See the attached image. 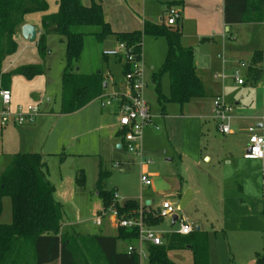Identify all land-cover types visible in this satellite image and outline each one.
I'll return each instance as SVG.
<instances>
[{
  "label": "rangeland",
  "instance_id": "obj_1",
  "mask_svg": "<svg viewBox=\"0 0 264 264\" xmlns=\"http://www.w3.org/2000/svg\"><path fill=\"white\" fill-rule=\"evenodd\" d=\"M87 1V5L92 3V0ZM134 1L140 3L136 6L137 12L145 9L146 16L159 19V23L162 22L160 18L167 19L165 7L169 1ZM48 2L46 14L56 12L57 1ZM104 9L106 13L107 6ZM44 14L31 13L29 18H33L40 27ZM204 14L208 16L209 12ZM119 18L120 25L126 27V16ZM89 29L85 27L83 31ZM203 33V38L197 36L194 18L184 23L182 42L196 49L195 64L204 82L205 96L184 105L167 103L164 114L157 100L153 74L164 63L167 42L164 37L144 36L145 52L139 64L148 84L143 96L157 116L143 130L141 152L129 153L118 148L121 137L117 136L114 128L117 114L112 108L102 105L107 97L96 101L94 116L88 109L61 114L62 74L67 54L65 38L56 33L49 34L46 37L47 50L43 54L39 48L41 34L33 40L28 39L18 28V49L5 61V71L15 72L23 65L42 64L44 73L33 78L13 73L9 81L12 93L10 110L14 113L19 106L33 105L39 106L41 113L30 125L0 128V176L3 169L11 164L15 153H43L55 185V197L64 205V222L67 224L64 230L86 235L113 231L108 226L109 217L104 218L103 226L95 223L103 208L98 190L100 170H108L110 174L103 187L116 190L121 203L137 199L141 206H148L147 211L152 215L167 200L187 222L207 231L210 264H255L257 253H264V190L261 189L264 162L246 159L244 154L249 146V143L245 144L249 141L248 128L257 126V119L241 128L233 119L231 125L236 134L227 135L219 130L213 115L214 99L221 95L227 104L234 107L236 102L244 99L255 108L253 112L257 116L264 115V97L258 95L256 89L253 93L251 87L237 85L232 77L239 62L250 64L254 48L264 49V16L233 26L231 33L224 31L219 23L214 26L204 24ZM111 48H119V41L114 36L103 43L92 35L86 36L84 51L76 67L85 73L103 69L104 78L109 83L106 91L113 94L125 84V74L116 57L104 59L103 52ZM261 66H264V60ZM260 79L255 86L264 85V74H260ZM162 90L169 95L167 74L162 77ZM100 114L102 123L96 118ZM259 132L264 134L262 129ZM80 172L85 174L83 186L76 181ZM143 174L151 179L152 185L146 186L141 182ZM248 181L250 186H244ZM149 200L151 204L148 205ZM147 215L144 214L145 217ZM6 216H9L6 223H10L9 197L4 198L2 221ZM146 222L150 224L148 220ZM152 226L163 234L179 228L177 222L173 224L172 218H164L159 226ZM89 242H85L87 247ZM127 244L120 241L119 249L125 250ZM144 250L147 254L146 247ZM76 251L83 263L81 250L76 248ZM173 259L177 264H193L192 252L188 248L175 251ZM146 261L147 255L141 259L142 263Z\"/></svg>",
  "mask_w": 264,
  "mask_h": 264
},
{
  "label": "trees",
  "instance_id": "obj_2",
  "mask_svg": "<svg viewBox=\"0 0 264 264\" xmlns=\"http://www.w3.org/2000/svg\"><path fill=\"white\" fill-rule=\"evenodd\" d=\"M58 10L44 14L43 32L39 40L40 51L46 52V37L56 33L65 38L67 45L66 64L62 74L61 114L75 113L93 100L101 97L105 90V78L100 68L93 72H81L77 69L85 47L86 36L92 35L103 43L115 35L118 41L125 42L140 60L143 51V38L146 35L164 37L167 42V54L162 67L154 73L157 100L165 112L167 103L184 105L194 98L205 96L202 78L195 64L196 49L182 43V26H169L145 21L142 30L115 32L107 21L104 6L93 0L86 5L82 0H56ZM49 9L48 0H0V90L8 89L13 73L33 78L44 73V66L23 65L14 71H5L4 63L18 49L16 32L25 24V17L31 13ZM264 0H225V20L227 23H245L262 19ZM91 28L83 31V28ZM104 57H107L103 54ZM123 62L122 58H118ZM264 60L262 50L255 51L253 66L249 69L250 78L260 79L261 63ZM134 70V63L123 62L124 74ZM170 79V93L162 90V77ZM122 133L119 131L120 137ZM122 141V138H121ZM108 170H100L98 190L103 206L113 203L120 216H132L140 210L147 215L146 220L159 226L163 218L151 215L147 205L141 206L137 199H128L120 204L115 200L116 190L103 187ZM78 185H85V174L76 177ZM179 192V196H180ZM11 200L12 219L10 223L2 221L4 198ZM64 205L55 197V185L49 178V169L43 154L38 152H18L13 155L10 165L0 176V264H177L171 253L190 248L193 252V264H210L209 234L205 230L195 229L189 234L176 231L163 234L162 245H150L148 258L141 262L137 252L128 253L119 249V242L137 241L136 229L120 228L117 234L68 235L62 234ZM89 240L90 246L85 243ZM76 248L81 250L84 261L79 259ZM264 264V253H257L256 263Z\"/></svg>",
  "mask_w": 264,
  "mask_h": 264
},
{
  "label": "built area",
  "instance_id": "obj_3",
  "mask_svg": "<svg viewBox=\"0 0 264 264\" xmlns=\"http://www.w3.org/2000/svg\"><path fill=\"white\" fill-rule=\"evenodd\" d=\"M182 10L177 6H169L167 9V19L165 23L169 26H177L182 19ZM105 56H114L116 58H122L123 62L130 61L134 63V70L125 74V89L116 93L109 94L105 104L109 107H115L118 118V129L122 133L120 137V148L125 149L129 153L141 152L140 141L142 139V133L145 128L153 123V118L156 115L152 112V107L147 99L143 96V91L147 87V81L144 77L143 68L137 60V55L131 51L125 42H119V48L107 49L103 52ZM253 64H248L244 61L238 63V66L234 69L232 77L238 84H244L246 78L242 71L244 69H250ZM261 74H264V66H260ZM0 128H4L10 125H25L33 123L37 116L41 113L39 106L28 105L26 108L19 106L17 110L12 113L10 105L12 102V93L8 89L0 90ZM264 91V86H263ZM219 130L223 134L234 133L232 128V121L235 118V107L227 104L224 97L217 96L214 99V115ZM260 122L263 124L264 115L259 117ZM158 129V127L156 126ZM262 127L250 126L249 132V146L246 152V157L250 159L264 160V134L259 130ZM141 182L146 185H152L151 179L143 174L141 176ZM264 196V195H263ZM264 199V197H263ZM115 200L120 204H123L119 200V194H115ZM125 202V201H124ZM154 215L160 218H172L177 216L175 222L179 224V228L174 231L181 234H189L195 226L187 222L182 215L178 213V209L167 200L161 203ZM109 217L113 223V226L119 230L120 228L136 229L138 232L137 243H128L126 251L128 253L137 252L140 256L148 258V247L150 245H162L164 243L163 232L157 231L156 227L146 222L145 216L142 210L139 215H132L129 217L120 216L119 211L113 203L108 208L103 206L96 218L95 223L102 226L104 218ZM174 221V220H173ZM147 248V254H145L144 248Z\"/></svg>",
  "mask_w": 264,
  "mask_h": 264
},
{
  "label": "crops",
  "instance_id": "obj_4",
  "mask_svg": "<svg viewBox=\"0 0 264 264\" xmlns=\"http://www.w3.org/2000/svg\"><path fill=\"white\" fill-rule=\"evenodd\" d=\"M82 1H83L84 4H86V5L88 4L87 0H82ZM96 1L101 2L103 4V6H107V12L105 13L106 19L112 25V28H113V30L115 32H129V31H134V30H142L143 27H144V23L147 20L155 22V23H159V19L148 18L146 16L145 9L141 10L140 13L137 12L136 6L139 5L140 3L135 2L134 0H111L110 2H106L105 0H96ZM167 1H169V3L165 7L166 14H167V9L169 8V6H173L174 5V6H177L178 8H180L182 10L183 14H182V19H181V21L179 22L178 25L182 26V31L184 32V23L187 20H189L191 18H194L196 23H197V30H198V34H199V35L197 34V36H199V37H202L203 36L202 34H204L203 33L204 24H206V25L208 24V25L214 26L215 24L219 23L220 25H223V30L224 31H226V32L229 31L231 33L233 26H235L237 24H245L246 23L245 22V23H231V24H229V23L226 22V20H225V0H167ZM201 9L203 11H200ZM204 10L209 12L208 16H206L204 14V12H205ZM123 15L126 16L125 21L126 20L128 21L126 27H124V28L122 27V25H120L121 24L120 23L121 19L119 18L120 16H123ZM29 16H30V14L26 15L25 23L32 24V25H34L36 27V37L35 38H37L40 34H42L43 27L42 26L38 27V25L35 23L33 18H31V17L29 18ZM205 18H207V19H205ZM160 20H165V18H160ZM22 26L18 27L21 30V33H22ZM113 36L116 37L115 35H113ZM225 37H227V36H225ZM155 38L158 39L160 37H155ZM144 46H145V40H143V51H142V55L141 56H143V54L145 52L144 51ZM111 49H117V48H111ZM145 49H146V47H145ZM257 50H262L264 52V49H261V48L255 49L254 48L253 55H254L255 51H257ZM253 55H252L250 63H252ZM108 58H109L108 56H107V58L104 57L105 60H107ZM116 60L122 64V68H123V62L118 60V58H116ZM237 66H238V64H237ZM196 67H197V65H196ZM236 67H234V68H236ZM151 68H154V67L151 66ZM242 72H244L243 74H244V76L246 78L245 83L244 84H238L234 80L235 83H237V85L251 87L253 89L252 90L253 93H255L257 91L258 95L264 97V91H263V86L264 85H262V87L261 86L259 87L258 85L255 86L256 84H258L260 82L262 77L257 82H255L249 76V69H244ZM262 76H263V73H262ZM105 81H106V79H105ZM106 84H107V86L105 87L104 94L101 97H98L97 99L93 100L87 106H85L84 108H82L81 110H79V111H77L75 113H79L81 111H85V110L88 109V110L92 111V115L94 116V114L96 112V110H95L96 101H98L99 99L104 98L105 96H108L110 94L109 91H106L109 88V83L107 81H106ZM125 85H126V83L122 87H118V91L125 89ZM254 89H256L255 92H254ZM102 105L106 106V107H109L104 102L102 103ZM235 106L236 107H235V118L234 119L238 122L237 124L240 125V128L245 123H250L251 120H254V119L256 120L257 119V121H256L257 125L259 127L263 126L262 130H264V122H263V124L260 122V120H259L260 116H257L253 112V110L255 108L252 105H249L248 102H245L244 99H242L240 102H236ZM109 108H112L113 112H116V114H117V111H116L115 107H109ZM162 113L164 114L165 112L162 111ZM72 114H74V113H72ZM102 114H100V116L96 117L97 120L99 121V123L103 122ZM27 125H30V124H27ZM114 128L116 130L117 136L119 137V135H118V132H119V129H118V118H116V120H115ZM233 131H234V133L227 134V135L236 134V129H233ZM248 143H249V141H247V143H245L246 146H247ZM118 148H120V142H119ZM41 154H43V153H41ZM43 156H44V154H43ZM244 157L247 159L246 153L244 154ZM248 159L251 160L250 158H248ZM262 161L264 162V160H262ZM48 169H49V167H48ZM49 178H50V171H49ZM50 180H51V178H50ZM249 184H250L249 181L247 183L245 182L244 186H250ZM261 189L264 190V183H263V188H261ZM8 217L9 216H6L5 221H3V222H5V223L8 222ZM104 224H105V221H104L103 225ZM173 224H175V221H173ZM66 225L67 224L63 221V225H62V228H61V233L62 234H68V235H76V233L73 234V233H69L68 231H65L64 230V226H66ZM108 226H110L113 231L108 232V233H103V234L112 235V234H117L118 233L117 228H115L113 226V223H112V221L110 219H109V225ZM200 229H201V227H200ZM107 230H108V228H107ZM77 234L78 235H82V236L95 235V234H86L85 235V234H79V233H77ZM188 249H190V248H188ZM178 251H180V250H178ZM174 252L175 251H173L171 253L172 257H173ZM191 252H192V250H191ZM192 257H193V252H192ZM50 264H60V261H55V262L50 263Z\"/></svg>",
  "mask_w": 264,
  "mask_h": 264
},
{
  "label": "water",
  "instance_id": "obj_5",
  "mask_svg": "<svg viewBox=\"0 0 264 264\" xmlns=\"http://www.w3.org/2000/svg\"><path fill=\"white\" fill-rule=\"evenodd\" d=\"M22 33L23 35L28 38V39H35L36 37V27L32 24H28V23H25L23 26H22ZM107 86V84L105 83V87ZM147 204H151V201H147ZM177 219V216L174 217V221H176ZM198 230H200V227L198 226L197 227Z\"/></svg>",
  "mask_w": 264,
  "mask_h": 264
}]
</instances>
